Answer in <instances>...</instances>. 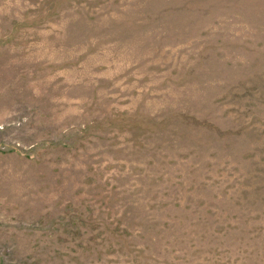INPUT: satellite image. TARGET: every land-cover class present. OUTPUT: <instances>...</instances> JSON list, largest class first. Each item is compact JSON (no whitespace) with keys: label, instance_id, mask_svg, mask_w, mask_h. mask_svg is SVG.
Segmentation results:
<instances>
[{"label":"rangeland","instance_id":"374dc122","mask_svg":"<svg viewBox=\"0 0 264 264\" xmlns=\"http://www.w3.org/2000/svg\"><path fill=\"white\" fill-rule=\"evenodd\" d=\"M0 264H264V0H0Z\"/></svg>","mask_w":264,"mask_h":264}]
</instances>
